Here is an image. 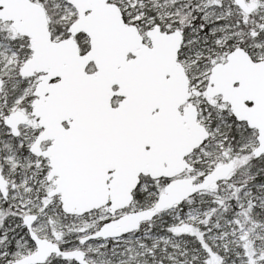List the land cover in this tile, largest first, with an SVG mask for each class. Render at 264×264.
<instances>
[{"label":"snow or ice","instance_id":"1","mask_svg":"<svg viewBox=\"0 0 264 264\" xmlns=\"http://www.w3.org/2000/svg\"><path fill=\"white\" fill-rule=\"evenodd\" d=\"M0 264H264V0H0Z\"/></svg>","mask_w":264,"mask_h":264}]
</instances>
